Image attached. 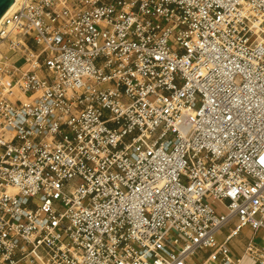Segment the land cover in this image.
Segmentation results:
<instances>
[{
	"label": "built area",
	"instance_id": "1",
	"mask_svg": "<svg viewBox=\"0 0 264 264\" xmlns=\"http://www.w3.org/2000/svg\"><path fill=\"white\" fill-rule=\"evenodd\" d=\"M258 230L264 0L16 2L0 22V264H264Z\"/></svg>",
	"mask_w": 264,
	"mask_h": 264
},
{
	"label": "crops",
	"instance_id": "2",
	"mask_svg": "<svg viewBox=\"0 0 264 264\" xmlns=\"http://www.w3.org/2000/svg\"><path fill=\"white\" fill-rule=\"evenodd\" d=\"M233 227V225H229L227 227H225V229L222 231L221 233V237L220 238H224V236L226 235V233H228V231ZM244 231V230H243ZM235 237V236H234ZM232 237L231 240H229L228 244H229V247H230V250H231V253L233 256L235 257H241L242 254H243V251L246 247V244L248 242V231L245 230V235L243 237ZM254 239V238H253ZM248 259L249 260V263L248 264H254L253 263V259L250 258L249 256H245L241 259V263L240 264H243L244 261Z\"/></svg>",
	"mask_w": 264,
	"mask_h": 264
},
{
	"label": "rangeland",
	"instance_id": "3",
	"mask_svg": "<svg viewBox=\"0 0 264 264\" xmlns=\"http://www.w3.org/2000/svg\"><path fill=\"white\" fill-rule=\"evenodd\" d=\"M245 230L248 231V236H249L248 239L252 238L253 234H254V231H253V229L250 226H243L240 229V231L238 232V234L235 235V237H238V236L239 237H243L245 235ZM254 242H255L256 245H258L260 247L264 246V233L261 230H258V231L255 232ZM248 263H249V260L246 259L243 264H248Z\"/></svg>",
	"mask_w": 264,
	"mask_h": 264
},
{
	"label": "water",
	"instance_id": "4",
	"mask_svg": "<svg viewBox=\"0 0 264 264\" xmlns=\"http://www.w3.org/2000/svg\"><path fill=\"white\" fill-rule=\"evenodd\" d=\"M18 0H0V22Z\"/></svg>",
	"mask_w": 264,
	"mask_h": 264
},
{
	"label": "bare ground",
	"instance_id": "5",
	"mask_svg": "<svg viewBox=\"0 0 264 264\" xmlns=\"http://www.w3.org/2000/svg\"><path fill=\"white\" fill-rule=\"evenodd\" d=\"M15 4H16V3H15ZM15 4H14V6H15ZM14 6H13V7H14ZM13 7H12V8H13ZM12 8H11V9H12Z\"/></svg>",
	"mask_w": 264,
	"mask_h": 264
}]
</instances>
